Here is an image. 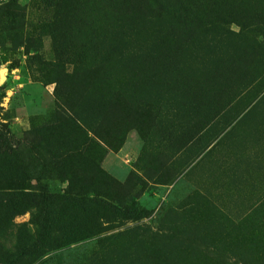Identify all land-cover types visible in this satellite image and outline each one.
Segmentation results:
<instances>
[{
	"label": "rangeland",
	"instance_id": "rangeland-1",
	"mask_svg": "<svg viewBox=\"0 0 264 264\" xmlns=\"http://www.w3.org/2000/svg\"><path fill=\"white\" fill-rule=\"evenodd\" d=\"M0 264H264V0H0Z\"/></svg>",
	"mask_w": 264,
	"mask_h": 264
},
{
	"label": "trees",
	"instance_id": "trees-1",
	"mask_svg": "<svg viewBox=\"0 0 264 264\" xmlns=\"http://www.w3.org/2000/svg\"><path fill=\"white\" fill-rule=\"evenodd\" d=\"M95 201V203L98 205V206H101V207H104V208H107V209H114V210H121L120 207H117L115 206L114 204L104 200V199H100V198H95L93 199ZM129 210H136L135 207H131Z\"/></svg>",
	"mask_w": 264,
	"mask_h": 264
}]
</instances>
